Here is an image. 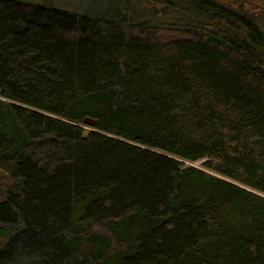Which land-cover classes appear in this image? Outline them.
<instances>
[{
    "label": "trees",
    "instance_id": "trees-1",
    "mask_svg": "<svg viewBox=\"0 0 264 264\" xmlns=\"http://www.w3.org/2000/svg\"><path fill=\"white\" fill-rule=\"evenodd\" d=\"M106 1L0 0V264H264V0Z\"/></svg>",
    "mask_w": 264,
    "mask_h": 264
},
{
    "label": "rangeland",
    "instance_id": "rangeland-1",
    "mask_svg": "<svg viewBox=\"0 0 264 264\" xmlns=\"http://www.w3.org/2000/svg\"><path fill=\"white\" fill-rule=\"evenodd\" d=\"M29 2L42 4L48 7L58 8L66 11L100 14L106 12L112 3L106 0H28ZM85 130L87 127H84ZM205 161H201L195 164L185 163L187 166L197 167L204 170L203 164Z\"/></svg>",
    "mask_w": 264,
    "mask_h": 264
},
{
    "label": "water",
    "instance_id": "water-1",
    "mask_svg": "<svg viewBox=\"0 0 264 264\" xmlns=\"http://www.w3.org/2000/svg\"><path fill=\"white\" fill-rule=\"evenodd\" d=\"M83 124L87 127L84 132V138L86 139L89 136V133L97 127V122L93 119L87 118L84 120Z\"/></svg>",
    "mask_w": 264,
    "mask_h": 264
}]
</instances>
